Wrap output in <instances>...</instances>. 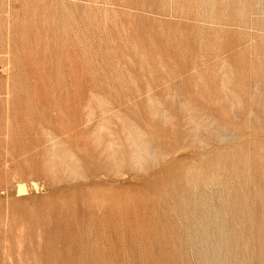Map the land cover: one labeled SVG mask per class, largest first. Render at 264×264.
I'll return each instance as SVG.
<instances>
[{"label":"rangeland","instance_id":"1","mask_svg":"<svg viewBox=\"0 0 264 264\" xmlns=\"http://www.w3.org/2000/svg\"><path fill=\"white\" fill-rule=\"evenodd\" d=\"M0 264H264V0H0Z\"/></svg>","mask_w":264,"mask_h":264},{"label":"bare ground","instance_id":"2","mask_svg":"<svg viewBox=\"0 0 264 264\" xmlns=\"http://www.w3.org/2000/svg\"><path fill=\"white\" fill-rule=\"evenodd\" d=\"M19 192H23V189H20Z\"/></svg>","mask_w":264,"mask_h":264}]
</instances>
